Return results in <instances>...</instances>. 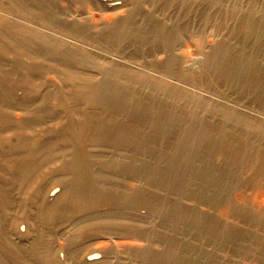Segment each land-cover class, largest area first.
I'll return each mask as SVG.
<instances>
[{"label":"rangeland","instance_id":"obj_1","mask_svg":"<svg viewBox=\"0 0 264 264\" xmlns=\"http://www.w3.org/2000/svg\"><path fill=\"white\" fill-rule=\"evenodd\" d=\"M118 1L0 0V264H264V0Z\"/></svg>","mask_w":264,"mask_h":264},{"label":"bare ground","instance_id":"obj_2","mask_svg":"<svg viewBox=\"0 0 264 264\" xmlns=\"http://www.w3.org/2000/svg\"><path fill=\"white\" fill-rule=\"evenodd\" d=\"M102 5L108 9V10H115L117 8L120 7V1L118 0H99ZM70 181V180H69ZM51 198V200H62L64 198H66V190L63 188L55 185L54 187H52L50 189V195L48 196V198ZM172 214V213H171ZM113 215V214H112ZM170 216V215H169ZM111 221V220H110ZM198 221V220H197ZM198 223V222H197ZM169 224V223H168ZM105 227V226H104ZM168 229V228H167ZM188 229V228H186ZM163 244V243H161ZM92 246V245H91ZM87 248V250L89 249V251H85L82 252L81 254H75L77 257L84 259V264H108L107 263V256L105 251H101L98 250V248L92 246V247ZM164 247V246H163ZM166 254V253H165ZM61 257H65V258H71L72 254H65L63 253V255H60ZM153 258V256L151 257ZM160 258V257H159ZM167 258H169V256H167ZM181 259V258H180ZM166 260V259H165ZM184 260V259H183ZM185 261V260H184ZM186 262V261H185Z\"/></svg>","mask_w":264,"mask_h":264}]
</instances>
